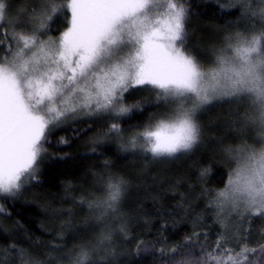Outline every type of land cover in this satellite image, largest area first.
<instances>
[{
	"label": "snow or ice",
	"instance_id": "snow-or-ice-1",
	"mask_svg": "<svg viewBox=\"0 0 264 264\" xmlns=\"http://www.w3.org/2000/svg\"><path fill=\"white\" fill-rule=\"evenodd\" d=\"M231 3L243 16L258 20L259 28L253 25L228 35L226 47L205 68L189 43L188 0H32L15 13L12 0H0V29L12 30L0 32V198L19 196L38 178L49 136L66 121L82 114L118 118L140 109L143 101L126 106L125 93L130 89L155 90L157 106L162 102L170 109L168 117L154 126L150 122L127 140L132 149L142 147L153 158L179 159L197 149L203 139L197 113L221 100H250L258 110L253 123L264 133V0H255L256 9L253 0ZM69 10L71 26L52 39L49 33ZM207 81L211 87L205 86ZM109 134H121L118 123H112L104 135ZM260 142L264 145V135ZM120 147L127 150L123 143ZM227 151L233 155L234 150ZM233 158L237 168L208 205L225 229L217 237L216 249H223L227 260L221 262L208 253L206 264H244L250 253H264V244L258 249L245 244L235 253L226 247L233 221L236 232L247 237L255 219H264V146L236 150ZM108 165L105 161V168ZM209 172L204 168L201 179ZM101 182L106 184L105 197L87 201L90 210H101L97 221L118 212L127 189L121 177L109 175ZM120 231L127 234V223ZM201 235L194 229L183 245L159 249L161 257L174 264L178 251L188 248L191 255L195 247L203 249L198 243ZM110 243L111 234L101 233L69 253L70 264H104ZM143 246V241L137 245ZM17 260L41 264L15 243L0 248V264H17ZM176 264L193 262L181 259Z\"/></svg>",
	"mask_w": 264,
	"mask_h": 264
},
{
	"label": "trees",
	"instance_id": "trees-1",
	"mask_svg": "<svg viewBox=\"0 0 264 264\" xmlns=\"http://www.w3.org/2000/svg\"><path fill=\"white\" fill-rule=\"evenodd\" d=\"M31 2L12 0V11ZM188 2L191 5L187 24L189 43L205 68L214 64L216 55L226 46L223 41L228 35L244 32L253 25L259 28V21L243 16L242 10L234 7L231 0ZM69 14L70 10L59 18L52 33L71 26ZM138 101L144 102L141 108L127 116L77 118L66 121L49 136L47 156L40 165L38 178L19 196L0 198L3 209L0 248L15 243L41 264H70L69 253L107 232L111 234V243L109 254L103 258L104 264H166L167 256L161 257L159 249L183 245L195 229L202 234L198 243L204 248L195 247L191 255L188 248L178 251L174 264L181 259L197 264L200 257L208 253L221 262L227 260L223 249H216L217 237L225 229L208 205L217 192L225 188L235 165L236 150L257 147L251 133L256 129L246 121L247 107L243 111L239 101L207 106L208 110L197 115L203 131L197 149L179 159L153 158L143 148L129 149L127 144L141 127L160 115L155 90L130 89L125 93L126 106ZM112 123L119 124L121 134L105 136ZM61 138L66 142L60 143ZM122 143L126 151L118 146ZM228 149L234 150L232 156ZM105 161L109 162L107 168ZM204 168H210V172L201 179ZM109 175L123 178L127 189L118 212L97 221L95 217L100 210H90L87 201L89 197H105L106 184L101 181H106ZM205 189L210 191L205 192ZM122 223L128 225L127 234L120 231ZM250 231L247 237L236 232L233 221L228 225L226 247L233 253L245 244L250 249H258V245L264 244V219H255ZM141 241L144 246L138 249ZM249 262L264 264V253L259 250L250 253L244 264ZM207 264L213 262L207 261Z\"/></svg>",
	"mask_w": 264,
	"mask_h": 264
},
{
	"label": "rangeland",
	"instance_id": "rangeland-1",
	"mask_svg": "<svg viewBox=\"0 0 264 264\" xmlns=\"http://www.w3.org/2000/svg\"><path fill=\"white\" fill-rule=\"evenodd\" d=\"M68 2V0H66V3ZM252 7L254 8V9H256L258 6H257V4L255 3V0H253V4H252ZM13 13H15L16 11H12ZM68 17H69V21H71V13L68 15ZM249 18V20H255L254 18H251V17H248ZM251 28H252V26H251ZM67 29H65V30H63L62 31V33L64 32V31H66ZM11 29L10 28H7V27H5V28H2V29H0V32H7V33H11ZM52 32V31H51ZM51 32L49 33V36L51 37ZM61 33V34H62ZM0 38H2V37H0ZM47 38V37H46ZM52 38V37H51ZM53 39V38H52ZM226 39V38H225ZM224 43H225V40L223 41ZM226 47V46H225ZM13 50L15 51V45L13 46ZM219 54V53H218ZM206 87H211L212 86V82L211 81H207L206 82V85H205ZM223 103H226L225 105H227V104H229V102H226L225 100H221V101H219V102H214V104L213 105H215V104H223ZM241 104H242V110L243 111H245V108L247 107V124L250 126V127H253L254 129H256L255 131H253L252 130V134L254 135L253 136V142H254V145H256L257 144V147H255L256 149H259L260 147H262V146H264V145H262L261 144V142H260V137L262 136V135H264V133H262L261 131H260V129H259V127H258V125L257 124H254L253 123V120H255L256 119V117L258 116V110L252 105V103H251V101L250 100H245V101H243V102H241ZM190 106V105H189ZM156 108H158V109H160V115H157V116H154L147 124H146V126H144V127H141V129H140V132L141 131H144L148 126H149V124H150V122H151V124L154 126V124L156 123V122H158L159 120H161V119H164V118H166V117H168L169 116V114H170V109L163 103V104H159V106H156ZM199 113V112H198ZM198 113H197V115H198ZM91 119H102V118H100V117H97V116H89ZM78 119L79 118H88V116L87 115H80V116H78L77 117ZM76 118V119H77ZM76 119H73V120H68V121H75ZM256 131L258 132V134L256 133ZM138 132V131H137ZM137 133H135L134 134V136L136 135ZM253 145V146H254ZM118 146H121V145H119L118 144ZM139 147V146H138ZM142 148V147H141ZM242 148H245V147H242ZM242 148H239V149H242ZM247 148V147H246ZM129 149H132L131 147L129 148ZM238 149V150H239ZM238 158V157H237ZM237 163H236V159H235V165H234V167H233V169H235V168H237ZM232 169V170H233ZM232 172V171H231ZM106 195V189H105V194H104V196ZM101 211V210H100ZM100 213V212H99ZM206 261H205V257H200V259H199V261H198V263L197 264H204Z\"/></svg>",
	"mask_w": 264,
	"mask_h": 264
},
{
	"label": "bare ground",
	"instance_id": "bare-ground-1",
	"mask_svg": "<svg viewBox=\"0 0 264 264\" xmlns=\"http://www.w3.org/2000/svg\"><path fill=\"white\" fill-rule=\"evenodd\" d=\"M61 33H62L61 31H60V32H56V33H52V32H51L50 35H51V37H52L53 39H56V38H58V37L61 35ZM217 55H218V54H217ZM217 55H216V56H217ZM215 60H216V57H215Z\"/></svg>",
	"mask_w": 264,
	"mask_h": 264
}]
</instances>
